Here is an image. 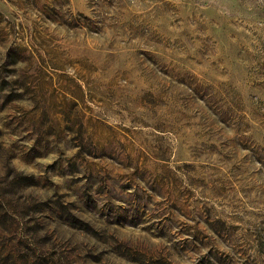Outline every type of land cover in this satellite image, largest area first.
Wrapping results in <instances>:
<instances>
[{"label": "rangeland", "instance_id": "rangeland-1", "mask_svg": "<svg viewBox=\"0 0 264 264\" xmlns=\"http://www.w3.org/2000/svg\"><path fill=\"white\" fill-rule=\"evenodd\" d=\"M0 264H264V0H0Z\"/></svg>", "mask_w": 264, "mask_h": 264}]
</instances>
